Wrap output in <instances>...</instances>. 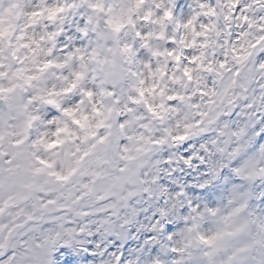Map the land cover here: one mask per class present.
<instances>
[{
  "label": "clouds",
  "instance_id": "clouds-1",
  "mask_svg": "<svg viewBox=\"0 0 264 264\" xmlns=\"http://www.w3.org/2000/svg\"><path fill=\"white\" fill-rule=\"evenodd\" d=\"M264 264V0H0V264Z\"/></svg>",
  "mask_w": 264,
  "mask_h": 264
},
{
  "label": "snow or ice",
  "instance_id": "snow-or-ice-1",
  "mask_svg": "<svg viewBox=\"0 0 264 264\" xmlns=\"http://www.w3.org/2000/svg\"><path fill=\"white\" fill-rule=\"evenodd\" d=\"M69 264H72V261H69Z\"/></svg>",
  "mask_w": 264,
  "mask_h": 264
}]
</instances>
